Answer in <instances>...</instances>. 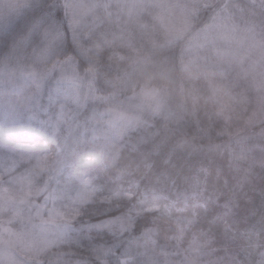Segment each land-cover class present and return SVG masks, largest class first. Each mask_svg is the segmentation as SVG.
I'll use <instances>...</instances> for the list:
<instances>
[{
  "label": "rangeland",
  "instance_id": "obj_1",
  "mask_svg": "<svg viewBox=\"0 0 264 264\" xmlns=\"http://www.w3.org/2000/svg\"><path fill=\"white\" fill-rule=\"evenodd\" d=\"M33 1L0 0V264H38L100 189L108 141L171 112L169 90L149 82L125 96L99 91L105 47L134 56L146 43L181 40L186 74L207 85L232 132L224 143L246 149L249 131L264 135V0H63L83 68L55 56V31L3 48ZM42 76L60 92L51 109L59 123L44 133L28 119Z\"/></svg>",
  "mask_w": 264,
  "mask_h": 264
},
{
  "label": "trees",
  "instance_id": "obj_2",
  "mask_svg": "<svg viewBox=\"0 0 264 264\" xmlns=\"http://www.w3.org/2000/svg\"><path fill=\"white\" fill-rule=\"evenodd\" d=\"M63 4L29 3L3 48L55 31V56L87 66ZM184 50L164 40L136 57L118 45L100 52L99 91L125 96L149 82L169 90L171 112L108 141L100 189L38 264H264V135L249 131L246 149L224 143L232 132L207 85L186 74Z\"/></svg>",
  "mask_w": 264,
  "mask_h": 264
},
{
  "label": "snow or ice",
  "instance_id": "obj_3",
  "mask_svg": "<svg viewBox=\"0 0 264 264\" xmlns=\"http://www.w3.org/2000/svg\"><path fill=\"white\" fill-rule=\"evenodd\" d=\"M43 47V44H41V52L43 51ZM41 79L43 83L39 91L28 100V110L30 113L28 119L30 125L35 122L40 132L44 133L50 132L59 123L57 114L53 113L51 109L57 102L60 92L58 84L49 86L46 76H42ZM46 89L47 94L45 92Z\"/></svg>",
  "mask_w": 264,
  "mask_h": 264
}]
</instances>
